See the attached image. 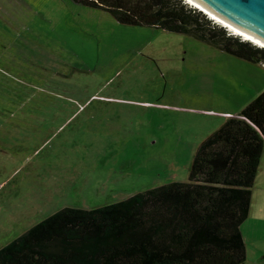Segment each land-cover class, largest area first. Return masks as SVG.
Returning a JSON list of instances; mask_svg holds the SVG:
<instances>
[{"label": "rangeland", "instance_id": "1", "mask_svg": "<svg viewBox=\"0 0 264 264\" xmlns=\"http://www.w3.org/2000/svg\"><path fill=\"white\" fill-rule=\"evenodd\" d=\"M263 86L260 63L186 33L0 0V248L66 206L187 181L201 142ZM252 196L243 264H264V169Z\"/></svg>", "mask_w": 264, "mask_h": 264}, {"label": "trees", "instance_id": "2", "mask_svg": "<svg viewBox=\"0 0 264 264\" xmlns=\"http://www.w3.org/2000/svg\"><path fill=\"white\" fill-rule=\"evenodd\" d=\"M119 22L182 32L264 65V46L187 0H74ZM264 165V90L198 147L187 181L66 206L0 248V264H243L242 224Z\"/></svg>", "mask_w": 264, "mask_h": 264}, {"label": "water", "instance_id": "3", "mask_svg": "<svg viewBox=\"0 0 264 264\" xmlns=\"http://www.w3.org/2000/svg\"><path fill=\"white\" fill-rule=\"evenodd\" d=\"M194 1L208 11L264 42V0ZM201 10L204 11L203 9Z\"/></svg>", "mask_w": 264, "mask_h": 264}, {"label": "bare ground", "instance_id": "4", "mask_svg": "<svg viewBox=\"0 0 264 264\" xmlns=\"http://www.w3.org/2000/svg\"><path fill=\"white\" fill-rule=\"evenodd\" d=\"M190 3L196 5L197 7L203 9L204 11H206L208 14H210L212 17L216 18L219 22L223 23L224 25H227L229 28H231L232 30H234L235 33L243 35L245 38L250 39L251 41H254L256 43H259L261 45L264 46V42L258 40L257 38L249 35L248 33L244 32L243 30L239 29L238 27L232 25L231 23L227 22L226 20L220 18L219 16L215 15L214 13L208 11L207 9H205L203 6H201L200 4H198L197 2H195L194 0H188Z\"/></svg>", "mask_w": 264, "mask_h": 264}, {"label": "clouds", "instance_id": "5", "mask_svg": "<svg viewBox=\"0 0 264 264\" xmlns=\"http://www.w3.org/2000/svg\"><path fill=\"white\" fill-rule=\"evenodd\" d=\"M188 1V0H187ZM189 2V1H188ZM190 3V2H189ZM191 5H194V4H192V3H190ZM194 6H196V5H194ZM197 7V6H196ZM199 8V7H198ZM206 13V12H205ZM208 14V13H207ZM208 16H210L211 18H213V19H215L218 23H221V22H219L216 18H214V17H212L210 14H208ZM222 25H224L223 23H221ZM224 26H226L232 33H234V34H237V33H235L234 32V30H232L231 28H229L227 25H224ZM238 35H240V34H238ZM244 39H247V38H245L243 35H241ZM247 40H250V39H247ZM251 41V40H250ZM252 42H254V41H252ZM254 43H256V42H254ZM256 44H258V45H260V46H263V45H261V44H259V43H256ZM232 116V115H231Z\"/></svg>", "mask_w": 264, "mask_h": 264}, {"label": "crops", "instance_id": "6", "mask_svg": "<svg viewBox=\"0 0 264 264\" xmlns=\"http://www.w3.org/2000/svg\"><path fill=\"white\" fill-rule=\"evenodd\" d=\"M260 65H262V66H264L263 64H261L260 63ZM264 89V86L259 90L260 92L262 91ZM258 91V92H259ZM240 113V112H239ZM231 115H233L234 116V114H231ZM236 115H238V114H236ZM264 169V165H263V167H262V169L261 170H263ZM258 179V178H257ZM252 209H253V205H252ZM251 213H252V211H251Z\"/></svg>", "mask_w": 264, "mask_h": 264}, {"label": "built area", "instance_id": "7", "mask_svg": "<svg viewBox=\"0 0 264 264\" xmlns=\"http://www.w3.org/2000/svg\"><path fill=\"white\" fill-rule=\"evenodd\" d=\"M231 116V115H230Z\"/></svg>", "mask_w": 264, "mask_h": 264}]
</instances>
